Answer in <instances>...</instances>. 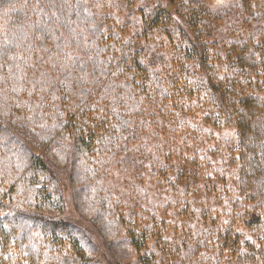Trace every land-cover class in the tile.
<instances>
[{
  "label": "trees",
  "instance_id": "trees-1",
  "mask_svg": "<svg viewBox=\"0 0 264 264\" xmlns=\"http://www.w3.org/2000/svg\"><path fill=\"white\" fill-rule=\"evenodd\" d=\"M236 8L249 34L206 0H0V264H264V0Z\"/></svg>",
  "mask_w": 264,
  "mask_h": 264
},
{
  "label": "rangeland",
  "instance_id": "rangeland-1",
  "mask_svg": "<svg viewBox=\"0 0 264 264\" xmlns=\"http://www.w3.org/2000/svg\"><path fill=\"white\" fill-rule=\"evenodd\" d=\"M209 3V7L219 13H222L224 16L223 19V29L225 31L233 28L234 30H241L243 34H249L255 26V13L253 11L246 12L244 15H238V10L236 6L239 4V0H206ZM264 57V53L262 55ZM196 149H199L197 147ZM147 177L143 176V182L147 183ZM155 180L150 181L149 183H154ZM105 184H109L111 186H115L119 191L123 189L122 178L118 175L117 171H113L111 173V177L105 182ZM129 183L126 182V185ZM125 185V186H126ZM67 216L80 218L79 212L73 208L71 202L67 207L66 213ZM101 255L103 259L108 264H136V259L129 253L121 254L116 251L109 250L108 247L104 246L101 250ZM137 264H140L139 262Z\"/></svg>",
  "mask_w": 264,
  "mask_h": 264
}]
</instances>
